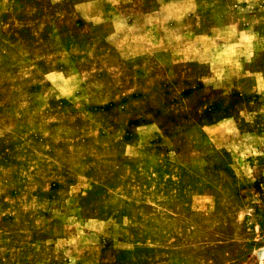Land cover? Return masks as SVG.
<instances>
[{"label": "rangeland", "instance_id": "374dc122", "mask_svg": "<svg viewBox=\"0 0 264 264\" xmlns=\"http://www.w3.org/2000/svg\"><path fill=\"white\" fill-rule=\"evenodd\" d=\"M0 264H264V0H0Z\"/></svg>", "mask_w": 264, "mask_h": 264}, {"label": "crops", "instance_id": "0c3cea01", "mask_svg": "<svg viewBox=\"0 0 264 264\" xmlns=\"http://www.w3.org/2000/svg\"><path fill=\"white\" fill-rule=\"evenodd\" d=\"M37 66L41 67V69H42V65H41L40 63H38ZM218 129H219V128L213 129V130H212V135H215V134L218 135V134H220L221 132H220V130L218 131ZM230 131H231V130H230ZM232 132H233V134H235L237 131H236L235 129H233ZM218 136H219V135H218Z\"/></svg>", "mask_w": 264, "mask_h": 264}]
</instances>
